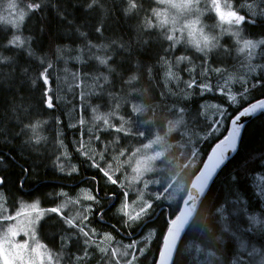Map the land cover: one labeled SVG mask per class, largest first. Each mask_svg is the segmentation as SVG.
Masks as SVG:
<instances>
[{
    "label": "trees",
    "instance_id": "obj_1",
    "mask_svg": "<svg viewBox=\"0 0 264 264\" xmlns=\"http://www.w3.org/2000/svg\"><path fill=\"white\" fill-rule=\"evenodd\" d=\"M135 2L136 8L129 12L128 0H95V3L93 0H23L21 7L27 8L28 4L37 3L40 5L37 11L26 16L28 25L34 27L33 32H28L26 28L19 31L5 23L0 24V177L3 180L0 189L4 190L0 191L10 197H22V200H39L48 195L54 197L59 190L66 193L64 195H74L82 187L92 190L96 198L109 192L123 195L120 186L108 183L104 172L98 167L104 166V163L94 162L90 154V157L85 155L86 148L88 153H98L101 150L100 145L96 147V152L86 146L91 136L114 132L106 131L97 124L92 130L90 126L88 128L91 113L86 104L99 100L102 103L105 100L85 95L84 83L79 80L78 74L81 76L89 72L93 79H99L100 82H106V76L110 89L114 91L112 96L118 97L116 100L121 103H124L135 87L139 91L149 90L150 100L135 95V99L141 102L142 111L147 114L144 118L172 113V117L180 115L190 120L191 116L195 121H186L185 129L193 131L199 124L200 128L195 131L199 130L201 136L208 134L204 136L205 140L200 137L199 141L191 144V149L197 145L203 153L197 164L191 166L187 164V160L179 164H175L176 160L169 162L173 166L184 168L181 171L182 177L183 173L191 172L186 180L183 178L185 183L177 202L168 203L163 198L155 199L157 207H168L171 217L179 211L189 183L200 170L210 149L225 136L230 120L245 106L264 97L262 73L239 87V99L234 103L219 95L199 96V87H189V79L192 76L201 78L199 71L204 65H195V74L190 70L193 65H183V69L176 68L174 62L180 51L173 53L175 43L169 40L153 41L150 32L145 30L144 23L154 21L156 8L162 7L160 1ZM6 3L7 0H0V14L12 19L4 9L5 6L3 7ZM243 29L246 36L242 37L263 38L264 20H250L245 17ZM16 35L26 38L23 46L16 47L9 43ZM70 53L82 54L86 60L77 66V61L69 58ZM87 53H91L92 57H88ZM233 55L237 56L235 46L230 53V56ZM104 57H107L106 65L100 63V59ZM238 57L240 60L241 57ZM13 59L18 61L20 69H29L32 76L22 78L18 72L20 70H17V79L10 82V74L7 75L11 71L8 61ZM213 62L206 66L210 67ZM239 66L240 64L236 67H224L222 73H232ZM169 71L171 76L168 75ZM42 74L47 75V83L44 82ZM133 76L136 79L129 83ZM176 78L180 83H175ZM211 78L216 79V76ZM25 79L29 84L37 80L39 85V92L32 91L28 102H22L20 93L15 91ZM6 82H9L10 89L4 88L3 84ZM49 97L52 108L47 107ZM206 100L228 107L225 126L219 134L216 131L210 132L215 118L212 120L205 113ZM174 108L177 112H173ZM28 117L33 120L27 122ZM40 135L42 140L43 135L52 137L57 147L53 152L43 149L42 146V160L37 165L38 157L31 154L36 148L29 143L36 142ZM105 138L112 139L107 135L103 140ZM122 146L126 147L124 143ZM176 156L175 154V158ZM62 161L64 166H68L71 161L70 164L78 166V172L59 173L56 166ZM179 170L176 167L174 172ZM83 173L93 179L82 181ZM258 173H264V115L245 127L237 155L214 182L179 247L174 264H193L191 260L196 257L204 264H211L215 259L224 263L231 256L236 257L234 248L238 242L235 238L242 236L244 230L241 234L238 231L244 226L228 219V230H223L225 224H222L218 210L224 206L230 208L232 202L238 198H246V212L260 213L264 217V200L256 194L251 184L254 175ZM72 182L78 185L69 189L68 184ZM163 212L154 223L148 224L144 229V232L149 228L156 229L157 241L154 243L153 240L148 254L139 258V264H155L168 226L165 221L166 212ZM93 221L96 229L103 227L101 231L118 236L112 227L99 226L96 215ZM138 226L132 229L136 230ZM251 228L254 234L249 239L264 245V231H255L252 225ZM123 241L127 242L126 239ZM187 247L191 248L188 252ZM237 261L240 262V259Z\"/></svg>",
    "mask_w": 264,
    "mask_h": 264
},
{
    "label": "rangeland",
    "instance_id": "obj_2",
    "mask_svg": "<svg viewBox=\"0 0 264 264\" xmlns=\"http://www.w3.org/2000/svg\"><path fill=\"white\" fill-rule=\"evenodd\" d=\"M183 2L184 0H171V3H160L162 7L156 8V12L161 13L162 16H167L170 21L174 20L175 24L169 23L161 27L159 26V19L162 17L155 15L154 21H146L144 23L145 30L150 32L153 41H163L167 40L166 36L171 34L170 30L174 27L179 29L189 21L199 18L200 24L197 27H203L204 34L210 37H217V40L213 41L216 43V47L205 49L203 52L197 51L194 45L187 42L190 39L187 36V31H184L183 34L177 31L176 35L180 38V43H175L176 46L173 48V53L175 54L178 50L180 54H177L178 57L174 64L178 69H183V65H193L190 70L195 74L197 72L195 65L199 63L204 65L203 69H206V65L214 61V65L219 66V68L222 67L220 71L216 70V79L206 78V73L203 72L200 76L201 78H197V76L188 78L192 85L191 87L194 85L199 87V96L206 94L212 96L219 95L230 101L229 97L234 95L237 101L239 99L237 93L239 87L246 85L248 81H252L254 77L259 76L261 73L264 74V43H260V41H264V37L256 39L244 37L246 36V32L243 29L242 23L238 26L241 29L240 42L238 43L236 36L224 31V29L228 28L234 29L236 26L221 25L215 12L208 10L210 0L209 2L200 0V3L194 5L190 11L173 8L171 6L172 3L183 4ZM221 2L223 4L224 0H221ZM228 4L230 8H225V10L237 11L239 15H244L250 20L264 18V0H228ZM4 6L6 10L7 3ZM23 8L27 10L26 7ZM25 28L28 32H33L32 29L34 27L28 25V18H25L23 23L19 25L18 30L23 31ZM242 35L244 36L242 37ZM20 37L23 41L26 40L25 37ZM243 40H251L256 44V48L250 50L253 52L251 57L248 55L249 50H246L244 53L238 51L242 46ZM234 46L237 56H230ZM87 56L92 57V54L87 53ZM238 56L241 57L240 60ZM180 57H186V59L179 60ZM69 58L82 63L86 60L82 54L77 55L76 53H70ZM101 59L106 60L107 57ZM8 64L11 69L7 73V75L10 74V82H15L17 79V70H20L18 72L22 75V78H26L27 75L32 76V72L29 69H20L18 67L17 60H9ZM237 64H240V66L233 70L232 73H222L224 67H236ZM187 72L191 74L190 71ZM63 76L65 77V75ZM78 77L84 83L85 95H91L105 100L102 103L99 100L98 102L90 101L86 104L87 110L91 113L89 119L91 123H87L88 128L90 126L92 130L93 127L95 128V124H97L105 128L106 131L114 132L111 134L105 133L91 136L86 146L88 145L90 150L96 152V147L100 145L101 150L98 153H88L86 148L85 155L89 156L90 154L94 162L104 163V166L98 167L103 172L107 171L111 179L116 181V183H112L108 176H106L107 182L120 186V190L124 195L120 213L127 217L131 227H134L141 221L142 223L145 221L144 217L150 213L153 199L163 198L168 203L177 202L185 183L183 178L186 180L191 172L189 174L183 173L182 177L181 171L183 172L184 168L173 166L169 162L176 160L175 164H179L181 161L187 160V164L191 166L197 164L203 153L197 145H194L191 149V144L199 141L200 137L204 138L208 134L201 136L198 132L199 130L195 131L200 128L199 124L196 125L193 131L185 129L186 121H195L191 116L189 120L186 119L187 117L180 115L172 117V113H170L169 115L156 114L146 119L142 116L143 113L134 111V107L141 108V102L135 99V95L150 100L149 90L139 91L135 87L132 89V93L129 91L130 95L125 98L124 103H121L116 100L118 97L112 96L114 91L110 89L107 83L108 78L106 82H100L99 79H93V75L89 72L81 76L78 74ZM23 81L15 91L20 93L22 102H28V97L32 91L39 92V85L37 84V80L33 84H29L26 79ZM175 83H180L179 79L176 78ZM205 85L208 86L207 89L204 87ZM3 86L4 88L10 89L8 87L9 82L4 83ZM205 102V113H210L212 120L215 118L210 132L216 131L219 134L224 129L225 119L228 116V107L215 102H209L208 100ZM103 105H107L108 109H104ZM93 109L96 111L94 112ZM124 109L127 110V114L123 112ZM173 112H177V110L174 108ZM221 112L224 115H221ZM27 114H29V111ZM97 115L106 116L109 121L108 125H105L102 120L97 121L95 119ZM145 115L147 116L146 113ZM30 120L33 119L28 117L27 122ZM218 121L219 123H217ZM114 122H118V124ZM116 125L118 127L123 125L120 133L115 131ZM106 135L112 137V139L105 138L103 140ZM136 136L137 138L135 139ZM157 138H159L160 142L158 144L153 143ZM123 143L126 147L122 146ZM29 144L36 148V151H32L31 154L34 157H38L36 159L37 165L42 160V146H44L43 149L46 148L53 152L55 147H57L55 140L45 135H43V140L42 135H40L36 142ZM149 144H152L151 148L146 147ZM175 154L177 155L176 158ZM149 157L156 158L149 160ZM141 162H146L148 170L144 171L142 168V175H139L134 170ZM70 163L68 166H64V162L62 161L59 166H56L58 168L56 170L60 173H77L78 166ZM163 164H166V166ZM176 167L177 169L180 168L178 172H174ZM263 174L258 173L254 175L251 184L256 194L260 195L264 200ZM2 191H0V217L15 216L16 219H0V224L4 226L0 230V245H4L5 234L8 228L12 227L17 232V235L11 237L10 233H8L9 243L5 247L27 244V249L23 250L25 264H88L94 255H83V252L89 247L93 249V253H98L101 256L106 254L104 257H101L104 259V262L101 264H139V258L148 254L153 240L154 243L157 241V230L154 228H149L137 241L123 242L122 240H116L114 242V238L110 235V232L92 228L88 223L83 225V219L87 214V209L84 208L83 203L96 202V197L89 188L82 187L74 195H64L66 193L59 192L57 196L63 194L62 198L48 195L44 199L40 198L39 200H22L16 197L9 198ZM89 196H94L95 199H88ZM125 205H127V208H125ZM52 208H57L59 211L53 213L50 211ZM233 210L232 204L230 208L224 206L218 210V213L221 215L222 224L223 222L224 224L228 223V219L231 220L229 213L233 214ZM125 212L128 214L125 215ZM129 216H137V218L130 219ZM246 218L250 221L255 231L260 233L264 231V217L262 214L246 213ZM69 220H72L77 226L70 227L67 223ZM81 228L89 233L88 237L83 235L80 231ZM58 232H70L72 236L77 235V238L72 245L70 243L65 244L66 239L62 245H57L56 237ZM236 236H238L237 233ZM85 240H89V243L85 244ZM96 240H99V242ZM241 242L242 239L239 237L238 245L240 247ZM129 245H133V247H129ZM246 246L247 244L244 247ZM244 247L240 250L242 252L240 256L245 259L244 252L246 251ZM33 249H35V252ZM190 249L187 247V252ZM124 253H127V255H124ZM247 255L250 257L247 264H264V247L258 249L250 244L247 248ZM49 257H51L50 260ZM236 262V264H240L239 261ZM0 264H2V261H0ZM16 264H21V262L17 261ZM201 264H204V262H201ZM211 264L224 263L215 259Z\"/></svg>",
    "mask_w": 264,
    "mask_h": 264
},
{
    "label": "snow or ice",
    "instance_id": "obj_3",
    "mask_svg": "<svg viewBox=\"0 0 264 264\" xmlns=\"http://www.w3.org/2000/svg\"><path fill=\"white\" fill-rule=\"evenodd\" d=\"M206 2H209V0H206ZM93 3H95V0H93ZM160 3H171V0H160ZM200 3V0H184L183 4H176L172 3L171 6L173 8L181 9V10H192L194 5H197ZM23 4V0H7V8L6 11L9 13V15L12 17V19H8V17L0 14V24L7 23L13 28H18L20 24L23 23L26 16L30 12H35L39 9L40 5L37 4H28L27 5V11L21 5ZM129 8L127 11H131L132 9L136 8V2L135 0H128ZM91 7V5H90ZM225 8H230V5L228 4V0H224L223 4L221 0H210V7L209 11H214L215 15L218 17L219 22L221 25H229V26H236L233 28L224 29V31L231 33L232 35L237 37V42H240V31L241 29L238 27L245 21L244 15H239L237 11L234 10H225ZM157 17H162L159 19V26L163 27L165 25H168L169 23L175 24V21H170L167 16H162L161 13L156 12L154 13ZM200 24L199 18L189 21L188 23L184 24L183 27L177 29L173 28L171 30V34L166 36V39L169 41H173L174 43H180V38L177 37L176 32L179 31L183 34L184 31H187V36L190 38L187 40L188 43L195 46L197 51L203 52L205 49L214 48L216 47V43L213 41L217 40V37L215 36H208L204 34L203 27H197ZM83 35V33H81ZM10 44L21 47L24 44V41L21 39L19 35H16L13 40L9 41ZM260 43H264V41H260ZM256 44H254L251 40H243L242 46L238 49L240 53H244L246 50L248 51L249 57L253 55V52L250 51L251 49H255ZM186 57H180L179 60H185ZM101 64H107V60L100 59ZM51 67V65H49ZM169 76L172 75L171 71L168 73ZM42 77L44 79V82L47 83V75L42 74ZM136 77L133 76L129 83H131L132 80H135ZM104 80L107 81V77H104ZM192 85L190 84L189 87ZM207 89V85L204 86ZM210 90V89H208ZM229 100L232 102L236 101V96L232 95L229 97ZM47 107L52 108V100L51 97L47 100ZM142 109L139 107H134V111L140 112ZM258 110H264V100H261L260 102L251 105L250 108H244L241 110L232 120H231V130L228 132V134L215 146L213 149L212 155L208 158L209 162L205 165L206 171L201 173V184L199 188L197 189L198 192L203 193L209 179L212 177V175L216 172V170L225 162V160L228 158L229 152H234L236 150V144L238 137L241 132L242 124L240 123L241 117H246L249 115H252L256 113ZM95 112L96 110L93 109ZM221 115H224L223 112L220 113ZM97 121H103L105 125H108L109 121L106 116H100L97 115L95 117ZM219 123V121L217 122ZM123 129V125L121 127H118L115 129V131L120 132ZM33 131H35V127H33ZM160 142L159 138H157L153 143L158 144ZM146 147L151 148L152 144L146 145ZM159 155V154H157ZM156 157H149V160L155 159ZM142 168L144 171L148 170L146 166V162H141L138 164L137 168L134 170L137 174L142 175ZM105 176H108V178L111 180L112 183H116L115 180H112L109 176L108 172H104ZM0 183H3L2 178H0ZM195 187H197L195 185ZM88 199H95L94 196H89ZM125 208H127V205H125ZM51 212L56 213L59 210L57 208L50 209ZM128 213L125 212V215ZM192 215V212L190 209H187L186 211L182 212L179 216H177L172 221V227L168 230V240L166 244V251L163 254L164 259L161 261V264H169L170 257L172 255V252L174 250V247L176 245L178 237L181 235L182 230L188 225V221L190 216ZM130 219H136L137 216H129ZM0 219H7V220H15V216H7V217H0ZM39 219V217H37ZM70 227H76L77 225L74 224L72 220L67 221ZM3 225L0 224V230L3 229ZM80 231L83 233L85 237L89 236L88 232H85L83 228L80 229ZM8 233H10L11 237H15L17 235V232L13 230L12 227H9L7 230V233L4 237V245H0V261H2V264H16L17 261H20L21 264H25L24 262V256H23V250L27 249V244H21V245H13L11 247H5L9 243L8 240ZM89 240H85V244H88ZM129 247H133V245H129ZM241 247H244L243 242H241ZM35 252V249H33ZM124 255H127V253H124ZM51 257H49V260Z\"/></svg>",
    "mask_w": 264,
    "mask_h": 264
},
{
    "label": "bare ground",
    "instance_id": "obj_4",
    "mask_svg": "<svg viewBox=\"0 0 264 264\" xmlns=\"http://www.w3.org/2000/svg\"><path fill=\"white\" fill-rule=\"evenodd\" d=\"M258 20H264L263 19H258ZM82 62L78 61L77 62V66H79ZM221 68H219V66L217 65H214V62L213 64L210 66V67H207L206 69H201L199 71V76L202 75L203 72H205L206 74V78H211V77H215L216 76V70H221ZM185 97H187V95H185ZM105 102V101H104ZM217 104H220L219 102H215ZM222 105V104H221ZM103 108L104 109H108V106L107 105H103ZM208 111V110H207ZM124 113H128L125 109L123 110ZM139 113H143L142 116L145 117V112L144 111H140ZM208 116H211L210 113H208ZM202 121L204 122L205 119H202ZM198 123H200L199 120H197ZM116 124H118V122H114ZM116 128H118V125H116ZM228 129V128H227ZM60 173V172H59ZM99 188V186L97 187ZM105 190V189H104ZM103 190V192H104ZM133 193V192H132ZM134 194V193H133ZM136 195V194H134ZM105 198V200H103L102 198L100 199H96V202H84V208L87 209V214L86 216L84 217L83 219V225H86L87 224V221L89 219V216L91 214V212H99L101 210L105 211L107 214V219H111V222L114 223L113 225V229L118 233V236H116L115 234L111 233L110 235H112V237L114 238V242H116V240H127V242H134V241H137L138 239H140L146 232H144V229H146L147 225L150 224V223H154L156 221V219L161 216L165 211L166 212V215H165V221L168 222V226H169V221L170 220H173L177 214L174 216V217H171V214H170V211L168 209V207L165 205V206H162V207H157L156 205V201L153 199L152 201V205H151V209H152V212H150L149 214H146V216L144 217L145 218V221L142 223V221L139 223V224H136V225H139L137 227L136 230H133L131 227V224L129 223L127 217H125L124 215H122L120 213V209H121V204L123 202V196L124 195H121L119 193H103V195ZM137 196V195H136ZM10 198V196H8ZM22 197H19V199H21ZM247 199L246 198H238L237 200H235L234 202H232V205H233V214L231 215V222H239L241 225H243L244 229L243 228H239V233L241 234L244 230V233L242 234V242L244 244V246L247 244L245 248V251L244 252V255H245V259L240 256V254L242 253L240 250L242 247H240L238 244L235 246V252H236V257L233 258L234 256H231L228 260L224 261V264H236L237 260L240 259V264H247L248 260L250 259L249 255H247V248L250 244L254 245L256 248H261V247H264L263 244H261L259 241L255 242V241H251L249 238L252 234H254V231L253 229L251 228V225H250V221L246 218V207H247ZM95 210V211H93ZM96 220L98 222V218L96 217ZM110 221V220H109ZM94 224H91L90 226L92 228ZM135 225V226H136ZM134 226V227H135ZM167 226V228H168ZM228 224H225L223 225L222 229L223 230H228ZM167 230V229H166ZM137 232V233H136ZM166 232V231H165ZM125 233V234H124ZM134 233H136V235H139V237L137 236V239H128L126 237H131L134 235ZM120 235L122 238H120ZM128 235V236H127ZM165 235V234H164ZM125 238V239H124ZM164 238V237H163ZM238 242V238H235ZM97 242H99V240H96ZM124 242V241H123ZM126 242V241H125ZM163 242V240H162ZM162 245V244H161ZM98 246H101V245H98ZM161 247V246H160ZM87 250H84L83 252V255H94L93 256V259L88 263V264H101L104 262V259L101 258L100 255H98V253H93V249H91L90 247L89 248H86ZM156 262V261H155ZM201 260L199 257H196L194 259L191 260V263L193 264H201Z\"/></svg>",
    "mask_w": 264,
    "mask_h": 264
},
{
    "label": "water",
    "instance_id": "obj_5",
    "mask_svg": "<svg viewBox=\"0 0 264 264\" xmlns=\"http://www.w3.org/2000/svg\"><path fill=\"white\" fill-rule=\"evenodd\" d=\"M261 100H264V97L261 98V99H258V100H255L253 102H251L249 105L245 106L244 108H250L251 105L253 104H256L258 102H260ZM243 108V109H244ZM242 109V110H243ZM238 114V113H237ZM236 114V115H237ZM235 115V116H236ZM264 115V110H258L256 113L252 114V115H249V116H246V117H241V120H240V123L243 125L242 128H241V132H240V135L238 137V140H237V144H236V150L234 152H229L228 153V158L225 160V162L216 170V172L212 175V177L209 179L208 183H207V186L204 190L203 193H200L197 191V189L199 188L200 184H201V173L202 172H205L206 171V168H205V165L209 162L208 158L212 155V152H213V149L215 148V146L228 134V132L231 130V120L235 117H233L230 122H229V125H228V129H227V132L225 134V136L219 140L217 143H215L213 145V147L210 149L209 153L207 154L206 156V159L205 161L203 162V165L201 166L200 170L198 171V173L192 178L191 182L189 183V187H188V191L184 197V199L182 200L181 202V206H180V209L178 211V214L177 216H179L182 212L186 211L187 209H190L191 212H192V215L190 216L189 218V221H188V225H186V227L182 230V233L181 235L178 237L177 239V242H176V245L174 247V250L172 252V255L170 257V260H169V264H174V261L176 259V256H177V253H178V250H179V247L189 229V227L191 226V224L194 222L201 206H202V203L204 202V200L206 199V197L208 196L214 182L216 181V179L218 178V176L220 175V173L222 172V170L227 166V164L233 160V158L237 155L238 151H239V148H240V144H241V139H242V135H243V132H244V129L245 127L251 122L253 121L254 119L260 117ZM1 178V177H0ZM2 183H0L1 185ZM195 185L197 187H195ZM176 216V217H177ZM175 217V218H176ZM174 218V219H175ZM173 219V220H174ZM173 220H170L169 221V226L165 232V235H164V238H163V242H162V245L160 247V250H159V253H158V256H157V259H156V262L155 264H161V261L164 259V256L163 254L165 253L166 251V244H167V240H168V230L172 227V221Z\"/></svg>",
    "mask_w": 264,
    "mask_h": 264
},
{
    "label": "flooded vegetation",
    "instance_id": "obj_6",
    "mask_svg": "<svg viewBox=\"0 0 264 264\" xmlns=\"http://www.w3.org/2000/svg\"><path fill=\"white\" fill-rule=\"evenodd\" d=\"M81 176H82V181H85V180H88L89 178H92L88 174H85V173H83V175H81ZM77 185L78 184L76 182H72V183L68 184L69 189H72V188L76 187ZM59 191L61 192L62 190H59ZM71 191H73V190H71ZM62 195L63 194H61V196H57V197L62 198L63 197ZM100 198L105 200L106 197L98 195V197L96 199H100ZM93 211H95V210H93ZM106 214L107 213L105 211H103V210H101L99 212H97V211L91 212L87 223L90 224V225L94 224V221H93L94 220V215H96V217L98 218L99 226H105V227H112L113 228L114 223L107 219L108 216ZM93 227H94V225H93ZM94 228L96 229L97 227H94ZM102 228L103 227H100L99 230H101ZM136 233H134V235L131 236V237H129L127 235L128 237H126V238H128V239H137V236L139 237V235H136ZM76 238H77V235L76 236H72V233H70V232H58L57 237H56L57 245H62L64 243L65 239H66L65 244L66 243H70L72 245V243H74Z\"/></svg>",
    "mask_w": 264,
    "mask_h": 264
}]
</instances>
